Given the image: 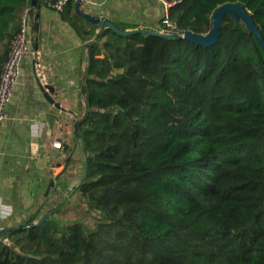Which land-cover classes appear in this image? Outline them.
<instances>
[{
  "label": "trees",
  "instance_id": "obj_1",
  "mask_svg": "<svg viewBox=\"0 0 264 264\" xmlns=\"http://www.w3.org/2000/svg\"><path fill=\"white\" fill-rule=\"evenodd\" d=\"M0 0V75L24 9ZM61 12L92 39L73 191L93 226L53 218L0 240V264H264V47L229 14L217 44L129 33ZM181 32L207 34L241 2L264 37V0H165ZM116 24V23H115ZM98 31V32H97Z\"/></svg>",
  "mask_w": 264,
  "mask_h": 264
},
{
  "label": "crops",
  "instance_id": "obj_2",
  "mask_svg": "<svg viewBox=\"0 0 264 264\" xmlns=\"http://www.w3.org/2000/svg\"><path fill=\"white\" fill-rule=\"evenodd\" d=\"M76 1L69 14H77ZM81 9L141 31L156 30L167 10L161 0H82ZM29 26L33 53L22 64L9 117L0 125V231L50 218L52 200L78 197L72 189L85 172L84 145L75 126L86 110L82 81L92 39L83 41L45 0Z\"/></svg>",
  "mask_w": 264,
  "mask_h": 264
},
{
  "label": "built area",
  "instance_id": "obj_3",
  "mask_svg": "<svg viewBox=\"0 0 264 264\" xmlns=\"http://www.w3.org/2000/svg\"><path fill=\"white\" fill-rule=\"evenodd\" d=\"M166 6V12L161 19L156 31L162 34H183L176 23L170 20L169 9L174 4L161 0ZM70 0H45L46 5L56 12H62ZM30 6H27L22 14L19 31L11 41L10 49L3 65L0 75V125L8 119V105L16 92L22 75V64L30 58L33 51L30 37ZM4 243H9L8 239H3Z\"/></svg>",
  "mask_w": 264,
  "mask_h": 264
},
{
  "label": "water",
  "instance_id": "obj_4",
  "mask_svg": "<svg viewBox=\"0 0 264 264\" xmlns=\"http://www.w3.org/2000/svg\"><path fill=\"white\" fill-rule=\"evenodd\" d=\"M81 2L82 0H77L75 3V10L76 13L86 20L87 22L94 24V25H99L101 29H104L106 27L112 28L114 31L118 32L119 34L125 35L130 32V30H124L115 22H113L110 19H107L105 17L95 15V14H90L81 9ZM31 3L33 6H36V0H31ZM226 14H229L236 22H241L245 24L248 28V30L252 33L255 34V36L258 38V40L261 42L262 46L264 47V37L262 33L260 32L259 28L256 26L252 14L247 8L242 4L241 2H227L222 5H219L216 10L212 14L211 18V28L210 31L207 34H196L191 31H185L183 34H162L156 30H143L145 33H149L152 35L160 36V37H165L168 39H180L184 38L186 40H189L190 42L196 44V45H202L206 47H211L219 41L221 37V29H222V20ZM39 85L41 87V90L46 97V99L52 103H54V99L50 95L49 92H47L42 86L41 81L38 79ZM76 124V130L77 126ZM28 224H24L23 226H27ZM14 228H6L4 230L0 231V238L6 235L8 232L11 230L15 229Z\"/></svg>",
  "mask_w": 264,
  "mask_h": 264
},
{
  "label": "rangeland",
  "instance_id": "obj_5",
  "mask_svg": "<svg viewBox=\"0 0 264 264\" xmlns=\"http://www.w3.org/2000/svg\"><path fill=\"white\" fill-rule=\"evenodd\" d=\"M72 190H74V188ZM51 199H53V197L47 198V206L49 204V200ZM52 201L53 203L49 205L46 215L51 216V218L55 219L59 224H66L75 220H81L88 226H93L92 213L87 211L85 203L79 202L78 197L71 199L70 195V197L60 199V201Z\"/></svg>",
  "mask_w": 264,
  "mask_h": 264
}]
</instances>
